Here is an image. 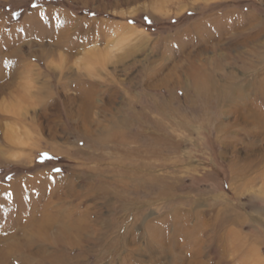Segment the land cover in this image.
I'll return each mask as SVG.
<instances>
[{
  "label": "rangeland",
  "instance_id": "1",
  "mask_svg": "<svg viewBox=\"0 0 264 264\" xmlns=\"http://www.w3.org/2000/svg\"><path fill=\"white\" fill-rule=\"evenodd\" d=\"M32 239L264 264V0H0V264Z\"/></svg>",
  "mask_w": 264,
  "mask_h": 264
},
{
  "label": "bare ground",
  "instance_id": "2",
  "mask_svg": "<svg viewBox=\"0 0 264 264\" xmlns=\"http://www.w3.org/2000/svg\"><path fill=\"white\" fill-rule=\"evenodd\" d=\"M182 52V51H181ZM205 71V70H204ZM156 72H157V70L154 72V70L153 71H151V72H149L148 74H149V77L151 76H154L155 74H156ZM200 77V74L198 73V71H197V68H196V71H195V73L193 74V78H192V80H193V83L197 86V87H199L198 85V82H199V78ZM167 80V79H166ZM201 83V82H200ZM203 83V82H202ZM208 84V83H207ZM202 85V84H201ZM205 86V85H204ZM196 87V88H197ZM202 87V86H201ZM206 87V86H205ZM203 89V88H202ZM205 89V88H204ZM113 91V90H112ZM103 110V109H102ZM105 110V109H104ZM103 110V111H104ZM158 110H162L161 109V107H159L158 108ZM89 111V109L87 110V112ZM105 112V111H104ZM160 113V112H159ZM161 114V113H160ZM113 122H114V120H113ZM122 122L123 123H125L124 122V119H121V124H122ZM113 124V123H112ZM114 126V125H113ZM112 128V127H111ZM121 129V128H120ZM122 132V131H121ZM118 139V138H117ZM116 141H118V140H116ZM121 141V140H120ZM103 142V141H102ZM105 142V141H104ZM118 143H120V142H118ZM118 145V144H117ZM105 147V146H104ZM238 169V168H237ZM95 189H97V188H95ZM99 190V189H98ZM105 191V190H104ZM76 193H77V191H76ZM220 221V220H219ZM224 223V222H223ZM221 225H223L222 223H221ZM83 226V225H82ZM218 226V225H217ZM62 227H64L63 225H62ZM68 227H67V229L65 230V231H63V232H61L62 233V235H65L66 233H68ZM23 232V231H22ZM78 235V234H77ZM78 237V236H77ZM54 241H55V243H57V244H59V245H63V243H64V239L60 236V237H57V238H54ZM28 242V243H27ZM27 242H25L24 244V246L22 245V248L23 249H25L26 250V254L27 255H23V256H21V254L20 253H18L19 251H20V249H19V247L17 248L16 246V249H15V254L16 255H18L17 257L18 258H16V259H19V258H21V257H23V258H21V259H19V260H17L18 262L19 261H22V260H24V259H26L27 260V257H28V261H27V263L28 264H31V261H29V255H28V252H30V250H31V248H33L32 246H33V244H35L34 242H35V239H32L31 241H27ZM22 244V243H21ZM20 244V245H21ZM158 246V245H157ZM44 248V247H43ZM22 249V250H23ZM41 250V249H40ZM42 252H44V251H42ZM8 253V252H7ZM18 253V254H17ZM15 254H14V256H15ZM13 255L11 254V256L10 257H12ZM35 256H36V254H35ZM3 258V257H2ZM44 260V259H43ZM12 263H14V261H11ZM26 262V261H25ZM40 262V261H39ZM46 263V262H45ZM44 263V264H45ZM4 264V263H3ZM43 264V263H42Z\"/></svg>",
  "mask_w": 264,
  "mask_h": 264
},
{
  "label": "crops",
  "instance_id": "3",
  "mask_svg": "<svg viewBox=\"0 0 264 264\" xmlns=\"http://www.w3.org/2000/svg\"><path fill=\"white\" fill-rule=\"evenodd\" d=\"M254 262L253 263H257V261H260L261 263H262V258H256V257H254Z\"/></svg>",
  "mask_w": 264,
  "mask_h": 264
}]
</instances>
